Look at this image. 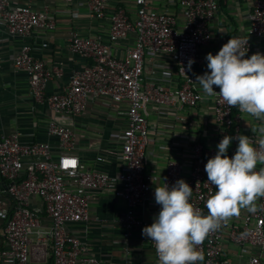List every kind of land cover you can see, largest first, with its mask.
<instances>
[{"label":"built area","instance_id":"obj_1","mask_svg":"<svg viewBox=\"0 0 264 264\" xmlns=\"http://www.w3.org/2000/svg\"><path fill=\"white\" fill-rule=\"evenodd\" d=\"M227 1L180 0L184 21L179 24L173 13L150 7L148 0H136L133 12L118 7L110 13L112 0H87V13L92 18L110 17L109 32L106 38L71 33L69 51L84 65L72 72L69 82L58 92L48 93L47 84L61 76L62 69L49 67L37 58L30 44L20 48L14 65L27 75L33 99L51 109L48 134L57 139L62 152L55 153L47 141L25 142L16 135L0 134V194L11 199L10 205L0 202L6 243L5 248H0V264H31L32 259L44 264L51 256L53 264H103L91 253L86 241L70 232L72 224L90 221L92 190L112 192L126 202V210L119 218L123 264H137L128 258L132 254L131 239L136 230L142 236V229L153 222L137 213L150 199L154 179L145 165L154 128L151 110L166 116L173 112L174 121L187 122L183 113L186 109L211 100L218 128L215 141L194 140L189 145L188 158L168 160L163 177L169 186L184 179L193 188L190 202L207 214L205 202L215 191L207 182V159L215 155L216 145L224 135H241L235 115L237 107H229L219 96L209 99L195 83L199 49L211 43L212 21ZM248 19V30L236 37L248 41L250 57L254 51L264 53L263 47H253L254 41L264 40V0H253ZM0 24L10 35L22 37L31 36L36 28H56V21L47 12L11 5L7 0H0ZM160 57L169 59L175 69L164 68L160 79L147 82L146 58L156 61ZM190 58L195 61L192 71L187 70ZM165 72L172 74L165 76ZM90 100L117 104L121 107L119 113L125 115L117 155L121 169L116 173L91 168L72 153L74 133L64 119L80 116ZM248 137L255 147H260V140ZM236 143L229 149V157L234 154ZM96 160L103 162L105 158L98 156ZM33 199L38 204L32 203ZM256 204V212L242 209L207 235L198 246L204 257L198 264H232L226 257L231 246L237 247L243 264H264V197ZM46 218L50 220L48 229L44 228ZM142 237L159 264L154 243Z\"/></svg>","mask_w":264,"mask_h":264},{"label":"crops","instance_id":"obj_2","mask_svg":"<svg viewBox=\"0 0 264 264\" xmlns=\"http://www.w3.org/2000/svg\"><path fill=\"white\" fill-rule=\"evenodd\" d=\"M11 5L30 6L32 9L47 12L48 17L56 21L55 29L36 28L31 36L22 37L10 35L0 24V134L16 135L21 141H47L55 153L62 152L55 137L48 134L47 123L51 119L52 111L46 104L36 102L30 94L27 75L14 65V57L24 44L33 46L34 55L45 61L49 67H60L63 74L52 79L47 84V92H58L69 82V77L75 69L84 65V61L71 54L68 48L69 37L73 31L82 36L106 38L110 27V17L98 20L87 13V0H7ZM136 0H112L109 13L115 8L123 7L128 12L135 9ZM150 7L173 13L179 24L183 23V9L180 0H148ZM253 0H228L222 3L211 24L212 40L208 46L199 49L196 75L207 71L205 56L211 52L215 55L223 44L231 37L243 34L248 30V15ZM43 43H48L43 47ZM264 48L262 42L254 41L253 47ZM255 51L252 54H254ZM250 55V56H251ZM164 68H173L167 58L158 60L146 58L145 78L147 82L160 79ZM159 73V74H156ZM176 79L174 73L173 82ZM202 92L201 87L197 84ZM214 90L219 88L214 86ZM203 93V92H202ZM212 98L214 96H206ZM121 107L114 103H104L90 100L86 110L75 118H65L64 123L74 133V148L72 153L77 155L83 163L91 168H97L116 173L121 169L117 159L122 141L120 135L125 126V115L120 114ZM167 112V111H166ZM188 121H174V113L169 116L159 111L151 110L150 119L154 126L150 144L147 149L146 171L154 176L150 199L143 207L137 209L139 216L153 221L159 212V205L155 203L154 188L163 184L165 166L171 158H188L189 145L194 140L214 142L218 136L211 100L202 103L194 109L184 112ZM235 115L237 125L243 135L254 136L264 140V134L259 129L264 127V121L242 112L237 107ZM98 156H104L105 161L98 162ZM260 167L264 165L258 164ZM1 183V180H0ZM91 218L88 223H75L70 226V232L86 241L91 253L98 257L103 264H123L125 254L124 244L121 242L123 229L119 221L126 210V202L112 192L90 191ZM0 202L11 204V199L0 194ZM32 203L38 204L33 199ZM5 222L0 218V248H5ZM50 220L44 221V228L48 229ZM35 236V235H34ZM33 241L35 242V237ZM132 254L128 256L137 264H158L155 254L147 240L136 230L131 239ZM232 264H243L239 258L237 247L231 246L226 252ZM264 261V251L262 252ZM31 264H37L32 259Z\"/></svg>","mask_w":264,"mask_h":264},{"label":"clouds","instance_id":"obj_3","mask_svg":"<svg viewBox=\"0 0 264 264\" xmlns=\"http://www.w3.org/2000/svg\"><path fill=\"white\" fill-rule=\"evenodd\" d=\"M247 53L248 41L239 36L231 37L215 55L206 54L207 71L196 75L195 83L205 96H219L229 107H238L264 121V53L256 52L250 57ZM194 63V59L188 60V71H192ZM171 74L164 73L165 76ZM259 131L264 134V127ZM234 141L236 149L229 157ZM216 149L204 167L207 182L215 189L205 202L207 214L190 202L193 188L182 178L171 186L165 178L161 186L154 188L159 212L151 225L142 229V236L154 243L159 264L203 261L198 246L207 235L219 229L221 221L239 215L242 209L256 212V201L264 197V167L257 170L258 164L264 165V140L257 148L247 135L226 134Z\"/></svg>","mask_w":264,"mask_h":264},{"label":"trees","instance_id":"obj_4","mask_svg":"<svg viewBox=\"0 0 264 264\" xmlns=\"http://www.w3.org/2000/svg\"><path fill=\"white\" fill-rule=\"evenodd\" d=\"M233 146H234V144L231 145L230 149H231ZM53 262H54V259H53V257L51 256L50 258H48L47 262L44 263V264H53Z\"/></svg>","mask_w":264,"mask_h":264},{"label":"snow or ice","instance_id":"obj_5","mask_svg":"<svg viewBox=\"0 0 264 264\" xmlns=\"http://www.w3.org/2000/svg\"><path fill=\"white\" fill-rule=\"evenodd\" d=\"M65 163L67 164V163H74V162H67V161H66Z\"/></svg>","mask_w":264,"mask_h":264}]
</instances>
